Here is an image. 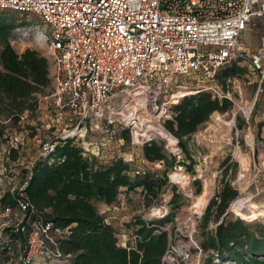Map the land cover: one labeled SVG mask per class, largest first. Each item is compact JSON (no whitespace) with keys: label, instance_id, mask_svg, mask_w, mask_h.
I'll list each match as a JSON object with an SVG mask.
<instances>
[{"label":"trees","instance_id":"obj_1","mask_svg":"<svg viewBox=\"0 0 264 264\" xmlns=\"http://www.w3.org/2000/svg\"><path fill=\"white\" fill-rule=\"evenodd\" d=\"M16 26L0 18V137L7 127H15L26 112L38 107V96L50 87L49 63L39 51L25 49L18 54L9 43V34ZM247 71L234 63L218 71L217 85L226 91L231 80ZM232 108L229 99H219L210 91L197 90L184 95L170 107V117L163 121V129L177 141L184 160L170 153L164 141L153 139L141 147L144 161L161 165L160 169L136 171L122 158L108 164L86 153L74 138L59 139L45 160L36 161L26 172L18 188L3 191L0 210L23 214L17 226L6 227L10 244L0 241V263L10 261L8 250L26 256L27 238L32 224H50V232L60 236L49 244L51 253L67 264H163L162 258L173 243L176 212L187 200L169 182V173L177 166L193 172L188 141L213 113H226ZM118 136L130 141L128 129L120 127ZM114 131H112L113 133ZM116 134V133H114ZM12 159L16 155L12 150ZM193 164V163H191ZM234 168L237 166L233 164ZM210 198L197 224V247L205 255V264H264V226L239 218H228V207L238 191L224 177ZM194 194L201 191L199 180L193 181ZM171 190L168 213L160 219H135L133 241L120 246L116 229L106 220L99 206L114 205L122 190L140 191L143 207L158 205L161 195ZM27 202L25 211L21 202ZM217 260L215 263L214 261Z\"/></svg>","mask_w":264,"mask_h":264},{"label":"rangeland","instance_id":"obj_2","mask_svg":"<svg viewBox=\"0 0 264 264\" xmlns=\"http://www.w3.org/2000/svg\"><path fill=\"white\" fill-rule=\"evenodd\" d=\"M0 18L10 20L16 26L8 38L15 52L20 54L27 48L35 49L47 58L51 80L50 87L44 94L38 96L37 109L26 112L17 126L7 127L0 137V195L8 189L18 188L33 164L38 160H45V150L57 140L66 137H74L75 143L86 153L97 154L99 161L104 164L117 158L129 161L132 164V173L161 168L159 163L151 164L142 158L141 147L147 138L158 137L157 139L164 141L170 153L176 155L179 160H184L177 148L176 139L173 137L175 143L170 144L165 138L169 133L163 130L165 135L160 133L161 130L157 127L159 122L151 113V109L165 101L173 105L184 96L182 94H193L199 89L215 85L214 82L196 74L172 75L160 86V90L154 85L138 95L113 99L86 121L87 133L84 137L73 136L71 134L81 129L82 125H78L77 118L70 110L60 112L54 106L52 93L55 83L52 77L51 57L48 54V44L43 40V35L48 33L47 29L33 13L0 10ZM261 27L262 21L257 19L249 32L255 33L257 37L253 48L259 45ZM243 67H246L247 71L231 80L226 88L232 102L230 111L213 113L188 141L193 162L187 161L186 164L192 166L193 172L189 173L186 168L177 166L168 175L169 182L175 185L177 191L187 200L176 212L173 227L169 228L168 225L165 227L169 232L173 229L175 235L173 243L162 258L163 264H205V255L197 247V224L214 195L225 168L227 174L224 180L229 181L238 191V196L228 207V218H239L264 226L263 173L257 171V168H264L262 137L264 81L259 86L257 74L246 65ZM241 105H248V110L251 109L247 113V118L237 112ZM129 117L137 119L134 120L135 125L143 132L137 134L132 132L130 141L126 142L118 133L121 131L122 123L125 124L123 119L127 120ZM260 124L262 125L259 126ZM261 131L263 133L260 134ZM12 150L16 155L14 160L11 156ZM242 157L245 158V162L242 161ZM234 163L237 165L235 168ZM173 173L178 177L177 180L171 178ZM194 180L201 183V191L197 195L194 194ZM203 192L205 194L202 197ZM170 196L169 189L161 195L158 205L146 209L143 207L139 190L131 192L122 190L114 205L109 207L100 205L99 210L116 229L119 245L125 246L126 243L133 241L135 219L141 218L146 221L160 219L168 213ZM22 217L23 214L18 210L14 212L0 210V241L3 245L10 244L9 235L3 229L9 226L16 227ZM32 228L37 230L39 224L33 223ZM59 236L58 233L49 232L46 237L45 234L38 232L37 236L33 237V242L29 243L28 235L26 256L21 255L23 246L18 244L17 252L8 250L10 261L6 264H67L66 260L51 253L49 246L51 241L48 238L55 241Z\"/></svg>","mask_w":264,"mask_h":264},{"label":"built area","instance_id":"obj_3","mask_svg":"<svg viewBox=\"0 0 264 264\" xmlns=\"http://www.w3.org/2000/svg\"><path fill=\"white\" fill-rule=\"evenodd\" d=\"M0 10L33 13L47 29L43 40L51 57L54 106L70 110L82 125L73 136L84 137L86 121L113 99L154 85L160 90L172 75H199L215 84L203 90L229 100L216 84L220 69L246 65L257 74L259 86L264 81V0H0ZM253 19L262 21L255 51L243 38ZM170 107L165 101L151 109L160 133ZM250 110L241 105L237 112L247 118ZM123 120L121 127L130 135L143 132L134 117ZM257 171L264 181V168ZM27 207L20 203L22 211ZM50 229L48 223L39 224L28 242L38 232L48 237Z\"/></svg>","mask_w":264,"mask_h":264},{"label":"crops","instance_id":"obj_4","mask_svg":"<svg viewBox=\"0 0 264 264\" xmlns=\"http://www.w3.org/2000/svg\"><path fill=\"white\" fill-rule=\"evenodd\" d=\"M257 19H253V25H254V21H256ZM250 31H247L244 33L243 35V38H244V41L247 45V47L251 50V51H255L257 48H253L254 47V43L257 41L256 40V35L255 33H249ZM251 43V44H250ZM262 124H260L259 126H261ZM263 133V131L260 132V134ZM259 132L256 133V135H258ZM252 135V134H251ZM264 137V136H262ZM261 142V140H260ZM259 154V149H257V155ZM263 154V153H262Z\"/></svg>","mask_w":264,"mask_h":264},{"label":"bare ground","instance_id":"obj_5","mask_svg":"<svg viewBox=\"0 0 264 264\" xmlns=\"http://www.w3.org/2000/svg\"><path fill=\"white\" fill-rule=\"evenodd\" d=\"M183 95H186V94H182V96ZM180 98V97H179ZM176 102V101H175ZM164 135H165V133H164ZM165 138H166V140L170 143V144H174L175 143V139L171 136V135H169V134H166L165 135ZM249 140L251 141V137H249ZM242 159V161L243 162H245V158H241ZM171 178L172 179H175V180H177L178 179V177L173 173V174H171ZM204 184H206V183H204ZM205 194V192H203V194H202V197H203V195ZM206 196V195H205ZM201 199V198H200ZM199 204V203H198ZM197 205V204H196ZM200 205V204H199Z\"/></svg>","mask_w":264,"mask_h":264}]
</instances>
